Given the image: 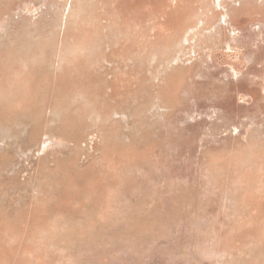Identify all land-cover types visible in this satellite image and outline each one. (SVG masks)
Masks as SVG:
<instances>
[{
    "label": "rangeland",
    "instance_id": "rangeland-1",
    "mask_svg": "<svg viewBox=\"0 0 264 264\" xmlns=\"http://www.w3.org/2000/svg\"><path fill=\"white\" fill-rule=\"evenodd\" d=\"M0 264H264V0H0Z\"/></svg>",
    "mask_w": 264,
    "mask_h": 264
}]
</instances>
